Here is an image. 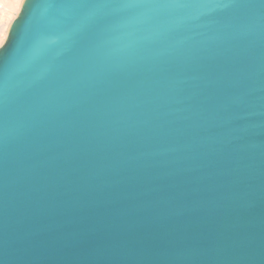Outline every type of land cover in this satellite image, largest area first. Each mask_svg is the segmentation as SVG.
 Listing matches in <instances>:
<instances>
[{
  "label": "water",
  "instance_id": "95a60500",
  "mask_svg": "<svg viewBox=\"0 0 264 264\" xmlns=\"http://www.w3.org/2000/svg\"><path fill=\"white\" fill-rule=\"evenodd\" d=\"M0 54V264H264V0H24Z\"/></svg>",
  "mask_w": 264,
  "mask_h": 264
},
{
  "label": "bare ground",
  "instance_id": "6f19581e",
  "mask_svg": "<svg viewBox=\"0 0 264 264\" xmlns=\"http://www.w3.org/2000/svg\"><path fill=\"white\" fill-rule=\"evenodd\" d=\"M16 2H10L7 0H0V17L1 20L7 18L10 21L17 19L20 15V5L18 6L17 0ZM11 22H9L5 27V32L9 31Z\"/></svg>",
  "mask_w": 264,
  "mask_h": 264
},
{
  "label": "rangeland",
  "instance_id": "374dc122",
  "mask_svg": "<svg viewBox=\"0 0 264 264\" xmlns=\"http://www.w3.org/2000/svg\"><path fill=\"white\" fill-rule=\"evenodd\" d=\"M7 1H10L12 2V0H7ZM13 2H16L15 0H13ZM24 2V0H17V4L18 6L20 5V9H21V6H22V3ZM14 20H9L7 18L1 20V17H0V44H5L6 41H7V38H8V31L7 33L5 32V27L6 25L11 22H13Z\"/></svg>",
  "mask_w": 264,
  "mask_h": 264
},
{
  "label": "snow or ice",
  "instance_id": "6c2138e0",
  "mask_svg": "<svg viewBox=\"0 0 264 264\" xmlns=\"http://www.w3.org/2000/svg\"><path fill=\"white\" fill-rule=\"evenodd\" d=\"M7 44H0V54H4L7 51Z\"/></svg>",
  "mask_w": 264,
  "mask_h": 264
}]
</instances>
